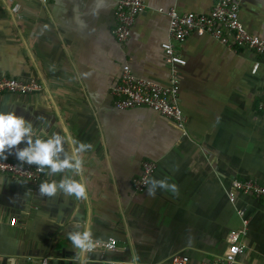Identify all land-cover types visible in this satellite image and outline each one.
Masks as SVG:
<instances>
[{
	"label": "crops",
	"instance_id": "0c3cea01",
	"mask_svg": "<svg viewBox=\"0 0 264 264\" xmlns=\"http://www.w3.org/2000/svg\"><path fill=\"white\" fill-rule=\"evenodd\" d=\"M118 1L0 0V75L44 86L35 94L0 93V112L24 117L38 136L67 128L92 146L80 154L79 173L44 172L38 183L0 174V264H80L68 233L85 230L118 244L114 252H87L85 264H169L181 255L191 264L213 262L241 230L238 263L264 264V202L228 197L234 179L264 185V56L210 36L175 43L187 62L176 67L184 135L151 109L118 110L111 91L125 64L137 78L170 86L161 48L169 40L168 11L206 14L217 0H144L124 43L113 34ZM234 1L244 28L264 39V0ZM65 147L61 159L72 155V144ZM7 158L19 162L14 153ZM145 160L158 165L151 180L176 190L157 184L150 196L149 184L136 192ZM66 177L83 182L86 198L39 192L41 182Z\"/></svg>",
	"mask_w": 264,
	"mask_h": 264
},
{
	"label": "built area",
	"instance_id": "2783aa9c",
	"mask_svg": "<svg viewBox=\"0 0 264 264\" xmlns=\"http://www.w3.org/2000/svg\"><path fill=\"white\" fill-rule=\"evenodd\" d=\"M145 9L144 0H119L115 13V27L113 34L120 43L128 40L132 27ZM163 12V10H159ZM169 17V40L161 44L165 62L172 68L171 85L162 86L155 82L137 78L128 64L122 68L119 82L114 86L111 95L114 106L118 110H129L133 108H148L171 120L186 135L187 118L178 103L179 77L177 66L186 65V60L177 51L175 43L181 44L190 36H210L217 39L228 48L237 51L249 49L254 53L264 56V39L250 34L240 21V7L234 0H217L209 13L179 14L175 9L168 11ZM259 64L254 65L256 72ZM44 90L43 84L37 79L29 80L11 78L0 75V93L10 94H35ZM258 109L264 110V98L259 102ZM157 163L151 160L142 162L141 174L133 180L136 192H143L147 187V181L151 180L157 170ZM0 174L10 176L17 180H25L38 183L44 179V172L38 170L35 165L22 164L9 158L0 160ZM239 193L250 195L264 202V185L254 180L234 179L228 197L234 203ZM243 215V211H240ZM16 219L11 220L15 225ZM246 231L234 232L230 236V246L222 258L213 262H202L201 264H240L238 256L242 253L244 246L239 243L238 238L245 236ZM92 249L88 253L114 252L117 250V240H97L91 238ZM32 264V263H31ZM40 264H48L44 259ZM100 264V263H98ZM110 264H138L135 261H117ZM169 264H191L188 256H174Z\"/></svg>",
	"mask_w": 264,
	"mask_h": 264
},
{
	"label": "clouds",
	"instance_id": "9594fccd",
	"mask_svg": "<svg viewBox=\"0 0 264 264\" xmlns=\"http://www.w3.org/2000/svg\"><path fill=\"white\" fill-rule=\"evenodd\" d=\"M62 131L63 134L56 132L51 136L46 133L43 136H38L33 124L24 117L18 116L12 111L0 112V160H5L8 155L14 153L15 158L20 163L35 165L38 170L46 172L50 176L64 172L66 169H74L75 173H79L82 169L80 154L92 146L75 140L67 128ZM21 142L26 146L23 148L16 147ZM68 143L72 144V155L61 159V154L65 152V146ZM146 183L151 184V187L148 188V195L150 196L155 195L154 189L157 184L160 185L161 189L176 190L174 184L170 185L165 180L152 179ZM58 190L67 193L69 196L86 198V189L82 181L66 177L59 181H44L39 184L41 195L51 197ZM68 239L72 246L77 249L76 255L80 264H85V254L93 247L90 233L87 230L72 231L68 233Z\"/></svg>",
	"mask_w": 264,
	"mask_h": 264
}]
</instances>
